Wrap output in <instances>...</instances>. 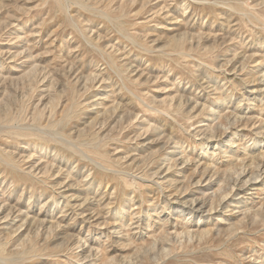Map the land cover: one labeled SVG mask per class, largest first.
Wrapping results in <instances>:
<instances>
[{
	"label": "rangeland",
	"instance_id": "1",
	"mask_svg": "<svg viewBox=\"0 0 264 264\" xmlns=\"http://www.w3.org/2000/svg\"><path fill=\"white\" fill-rule=\"evenodd\" d=\"M0 264H264V0H0Z\"/></svg>",
	"mask_w": 264,
	"mask_h": 264
},
{
	"label": "bare ground",
	"instance_id": "2",
	"mask_svg": "<svg viewBox=\"0 0 264 264\" xmlns=\"http://www.w3.org/2000/svg\"><path fill=\"white\" fill-rule=\"evenodd\" d=\"M244 173V172H243ZM259 176V175H258ZM258 178V177H257ZM67 207V206H66Z\"/></svg>",
	"mask_w": 264,
	"mask_h": 264
}]
</instances>
